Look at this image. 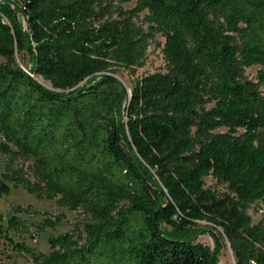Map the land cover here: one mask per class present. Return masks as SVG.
<instances>
[{
  "label": "trees",
  "instance_id": "1",
  "mask_svg": "<svg viewBox=\"0 0 264 264\" xmlns=\"http://www.w3.org/2000/svg\"><path fill=\"white\" fill-rule=\"evenodd\" d=\"M20 1L26 27L0 0V197L21 187L93 223L83 243L51 237L47 256L15 250L33 264H218L219 244L196 240L203 221L237 264H264L247 213L264 204V0H118L134 7L115 16L107 0ZM157 34L165 72L130 90L108 74L141 65ZM254 66L259 84L244 78ZM27 212L0 216V238L32 237Z\"/></svg>",
  "mask_w": 264,
  "mask_h": 264
},
{
  "label": "rangeland",
  "instance_id": "2",
  "mask_svg": "<svg viewBox=\"0 0 264 264\" xmlns=\"http://www.w3.org/2000/svg\"><path fill=\"white\" fill-rule=\"evenodd\" d=\"M12 9L16 11L17 18L26 27L25 16L22 12V2L20 0H5ZM105 15L110 13L115 16V11L118 7L129 10L134 7V3L121 4L118 0H107ZM155 41L160 44L158 47L156 43H152L147 55L141 65L130 68H119L108 74L116 77L128 90L146 75L164 71L166 62L162 52L165 38L161 34L155 36ZM0 62L4 63L5 59L0 57ZM16 64L27 70V62L22 61L19 56L16 57ZM260 66H254L246 69L244 78L248 81H253L259 84L257 79V72ZM37 82L42 84L48 89H52L51 84L45 81L42 77H34ZM260 90L264 92V87L261 85ZM226 129H219L217 132H225ZM4 157H1V162ZM29 171V170H28ZM204 187L212 188L219 195L226 193L222 186H218L216 181L208 176L204 178ZM14 206H21L28 208L27 213H22L19 216L26 219L32 224V237L14 236L13 243L9 240L0 238V264H33L32 256L26 252H19L15 250L14 243H22L31 248L35 253L47 256L50 253L49 239L62 233H71L76 239L82 243L87 236V225L93 223L91 217L84 213L81 209H71L62 206L58 203L57 199H39L33 194H29L23 188L19 187L13 189L9 195L0 197V216L3 218V225L6 226V218L13 213ZM252 225H259L261 231L264 232V204L257 202L252 204L247 211ZM49 219L54 223V227L45 225L43 222ZM40 226V227H39ZM198 228L200 233L196 240L204 245L209 246L211 249L216 250L217 244L220 249L218 253V264H237L236 258L227 239L223 237L221 228L212 229L211 231L205 222H199ZM213 233L217 236L218 241L211 236ZM260 247L264 249V240Z\"/></svg>",
  "mask_w": 264,
  "mask_h": 264
}]
</instances>
